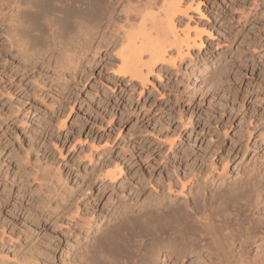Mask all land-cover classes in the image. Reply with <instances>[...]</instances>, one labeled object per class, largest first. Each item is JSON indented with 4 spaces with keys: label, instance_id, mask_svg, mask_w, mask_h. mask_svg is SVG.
Segmentation results:
<instances>
[{
    "label": "rangeland",
    "instance_id": "rangeland-1",
    "mask_svg": "<svg viewBox=\"0 0 264 264\" xmlns=\"http://www.w3.org/2000/svg\"><path fill=\"white\" fill-rule=\"evenodd\" d=\"M177 1L185 13L174 17L175 30L201 31L200 50L182 59L169 50L134 82L118 69V47L100 38L83 45L77 69L66 58L56 65L60 46L74 50L90 9L23 0L36 17L18 20L14 35L28 33L15 39L31 54L11 45L9 23L0 25V264H75L120 213L186 209L234 186L253 196L239 195L236 207L212 204L217 239L190 227L176 241L190 252L174 259L146 232L127 251L137 264H217L227 232L229 259L264 264V0ZM121 5L115 27L136 8L125 17ZM114 26L105 33L118 43Z\"/></svg>",
    "mask_w": 264,
    "mask_h": 264
},
{
    "label": "bare ground",
    "instance_id": "bare-ground-1",
    "mask_svg": "<svg viewBox=\"0 0 264 264\" xmlns=\"http://www.w3.org/2000/svg\"><path fill=\"white\" fill-rule=\"evenodd\" d=\"M63 1L66 3L65 5L67 6L74 5L77 9L74 6L73 7L76 10H79L78 12L80 14L82 13L81 15H83L85 10H89V9H90L89 10L90 13L92 14H90L89 16L87 15V17L85 16L86 22L84 23L80 22L79 23L80 27L77 25V28L79 27L77 36H75L76 34L74 35V37H76L77 39V40L74 39L76 40L75 41L76 44L73 43L74 40L71 41L74 45H79L80 49H77L78 50L77 52H75L76 47L74 48V45H73L72 47L74 50L70 51L71 54L69 55L68 51L71 46L70 42L68 43L70 45L69 49L66 47V45H62L63 43L60 42L62 43L60 44L62 45L60 46L61 47L60 50H63L61 51L63 52V54L61 55L60 52H59L60 54H57L56 52V55H59V59H56L57 57L55 58L56 61L58 60L57 64L55 61V64L57 66H59L61 62L64 60V58H66L67 59L66 60L67 62L65 61L67 63L66 65H68V67L72 66V68L77 69L76 67H74L78 64L77 60L80 58V57H77V54L79 56L82 50H83L82 52H84L85 49H83L84 48L83 45L85 43L87 44L88 41H90L88 39L92 40L95 38H100L99 40L100 44H103L101 42H105L107 45L112 43L116 47V49L118 47L117 55L119 56L118 58L120 60L119 61L120 68L118 69H120L122 74H126L129 77V81L134 82V80H141L143 74L147 75V73H149L152 70V67L156 62H160V61L163 62V60H165L164 56L167 52H169V50H173L175 52L174 58L182 59L185 53L188 55V51L190 50V48L194 47L195 49L200 50L199 46L202 45L201 40H200L201 31L200 32L196 31L195 34H193V36L190 35L188 32L186 33L184 32L182 33V35L176 32L175 26H174V17L176 16L177 13L179 14L185 13L184 10L180 9L179 2L177 0H137L136 6H133L134 8L136 7L135 8L136 11L133 7L130 6L131 10L132 8L134 9L131 12L132 13L131 16L133 15V17H130L129 19H127V21H123L125 24L120 22L122 25L121 26L119 24L120 27L118 25H116L117 27L114 26V22L116 20L113 19V15L116 12L115 10L117 9V7L121 5V0H75V1L74 0H63ZM131 1L128 0L126 2L128 3ZM133 1L132 3L133 5H135L134 4L135 1L134 2ZM131 4L128 3V6H126L127 4L125 6L121 5L122 8L125 7L126 10H128V14L126 13L127 15H125V17L130 14L129 5ZM127 7H129V9ZM45 8L46 7H44L43 9ZM196 10H198V6L196 7ZM125 11H123V13ZM134 11H135V14H133ZM31 14L32 12L28 9V4L26 2H23V0H0V25L9 23V25L7 26L9 29V36H11V38L9 39L11 42V45L19 43L17 42L19 39L17 37L18 34L16 33V36H15L14 33L15 31H17V29H19L18 23L22 20L21 18H24L27 22L31 21L33 23V19L36 16H34L33 18V15ZM125 17L124 19H126ZM25 20L24 22H26ZM89 21L91 23H89ZM67 23H70V22H67ZM29 26L27 23V27ZM113 26L119 29V31L121 28L122 35L120 33L121 37L119 36L120 38H119L118 43H117L118 39L110 40L108 37H106L105 31L107 30L111 31V28L113 31ZM22 28L23 27H21L20 29ZM26 30H28V28H26ZM24 31L25 29L23 30L22 33H24ZM63 33H65V31ZM26 34L28 33L26 32ZM26 34H24V36ZM20 35L22 36L21 33ZM15 37H17L18 39L16 40ZM72 39L73 38H71V40ZM21 40H19L20 43L22 44L21 45L19 43L20 46L24 45L26 46L24 47V49L27 48L28 45L23 44ZM28 40H29V36H28ZM19 47L17 46V48L21 50L20 49L21 47L20 48ZM65 47L68 50H66ZM58 48L56 51H59ZM93 50L95 52L96 49H93ZM23 51H26V53H28L29 49L28 50L25 49ZM28 54H31V51ZM28 54H23L24 56L26 55V59L28 58L27 57ZM83 54H86V53H83ZM144 55H147V60L143 59L144 57L142 56ZM171 56L172 54L168 55L169 62L170 60H173L171 59ZM65 62L64 64H62L64 65L63 67H65ZM172 62L174 63V61ZM80 63L81 61L79 62V65ZM55 64L53 63L54 66ZM68 69L70 70V68ZM74 72L75 71H73V73ZM117 168L119 169V166ZM113 172H111L112 175L111 173H108V175L109 176L111 175L112 177L114 175ZM37 177H39V175ZM104 177L106 176L104 175ZM41 178H44V177L42 176ZM38 179L40 178H37V180ZM52 185L53 184H51L50 186ZM234 187L235 188L232 187V189L223 190V191L217 190L218 192L216 191V194H214L213 196L214 199L210 203H207V200H206L207 196L201 197L199 195L201 197V200L198 198V199H194L192 203H188L186 207L187 210L184 208H181L180 206L174 207L172 205L171 207L169 205L170 207H166L165 210L161 212L159 210H158L159 212H149V213L142 212V214L140 215L120 213L118 217L114 218V224L112 225V227H110V229L106 228L104 229L103 232L101 231L102 233H100V235L97 238H94L92 236L93 238L91 239L92 241L91 245L86 247L85 251L79 256L75 264H129L130 261L131 262L133 261L132 262L133 264H137V260L132 258L131 255L129 254V251H127L129 247L128 243L131 237H133L134 235H136L137 239H141L142 237L141 234H144L146 232L152 233L154 237L161 240V242L165 244L164 245V248H166L165 250H168V252L171 255L173 254L174 259H179L182 257L183 253H189L190 251L189 249L182 247V244L178 245L176 241H178V239L182 241L187 240L188 235H189V230H191L189 229L190 227L198 228L199 230H201L202 232H205L206 234L214 233L213 218L209 215V209L213 206L212 204L220 203V205H226L229 202H233L232 203L233 206L236 207L238 205L239 195L241 196V198H246V199H249L251 195L253 196V191L250 189L247 191L239 192V189L236 188V186ZM51 188H53V186ZM53 189L55 191L56 188H53ZM254 190H255V193L259 191V189H256L255 187H254ZM256 198H257V195H256ZM199 201H202V202H199ZM159 202H158V208L160 209L159 205H161V203ZM231 237L232 236L226 232L223 240L221 239V242L218 244L216 254H215L217 261L219 260L218 262H216L217 264H237V263L243 264L244 263V261L240 260L241 258L239 259L240 262L239 261L237 262V260L233 261L232 259H229L228 252L230 251L229 249H231L232 243H233ZM213 239H217L215 234H213ZM140 243H143V242L140 241ZM187 248H191V247L187 246ZM152 255H155V252L154 254L153 252L152 254H150V256ZM149 259H151V257H149ZM174 259H171V260L174 261ZM144 263L146 264V262Z\"/></svg>",
    "mask_w": 264,
    "mask_h": 264
}]
</instances>
